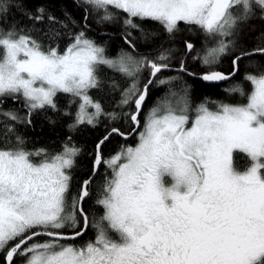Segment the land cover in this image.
Returning a JSON list of instances; mask_svg holds the SVG:
<instances>
[{"label":"snow or ice","instance_id":"6c2138e0","mask_svg":"<svg viewBox=\"0 0 264 264\" xmlns=\"http://www.w3.org/2000/svg\"><path fill=\"white\" fill-rule=\"evenodd\" d=\"M76 2L84 6L85 25L93 12H103L100 21L108 22L116 19L111 9L125 13L122 38L130 51L110 57L85 30L70 34L71 43L60 51L66 19L43 7L23 13L33 26L47 21L42 38L34 34V27H0V103L4 97L22 96L27 109L26 117L16 110L0 113L6 118L0 121V253L5 264H15L16 258L23 264H264V66H258L257 74L244 75L252 85L246 104L217 101L215 110L207 98L193 107L191 85L184 79L186 75L223 82L239 73L242 60L264 57V46L248 50L238 44L242 25L257 13L264 20V0ZM19 7L12 0H0V25ZM136 18L159 23L169 37L183 22L203 33V48L185 40L177 68L171 66L175 48L162 44L155 57L140 54L139 40L148 41L154 34L144 32ZM229 55L231 70H214ZM188 57L213 70L197 75L189 70ZM101 66L130 81L118 104L130 111L106 112L91 95L105 86ZM173 71L182 75L158 78ZM153 85L167 92L142 122ZM107 86L121 88L115 80ZM225 91L245 95L239 83ZM58 93L72 97L70 106L78 101L70 130L85 124L95 127L101 117H122L136 134L134 144L122 145L105 158L103 145L113 134L125 139L132 134L111 128L96 143L92 175L81 181L75 194L71 185L81 149L72 137L60 150L30 151L17 127L31 125L37 110H58ZM176 97L181 102L174 105L171 100ZM236 153H246L251 166L238 170ZM102 165L111 176H105L98 191L95 203L104 212L96 218L85 203ZM90 227L96 231L94 240L64 243L86 235ZM39 237L47 239L40 242Z\"/></svg>","mask_w":264,"mask_h":264},{"label":"trees","instance_id":"16d2710c","mask_svg":"<svg viewBox=\"0 0 264 264\" xmlns=\"http://www.w3.org/2000/svg\"><path fill=\"white\" fill-rule=\"evenodd\" d=\"M14 4L22 5L19 8L11 9L7 14V20L0 27L8 28L13 24H16L20 28L28 27L35 29L34 34L43 37L41 29L48 27L47 21L43 23L35 24L28 19L23 13L25 11L35 13L40 7L46 10V13L50 12L54 14L58 19L65 20L67 22V28L63 30L62 38L59 41L60 51L71 43L70 34L85 30L89 38L95 40L97 43L103 45L106 48V53L110 57H116L121 51H130L127 45L124 43L122 34L125 31L123 20L126 18V14L122 11L111 9L116 19L111 22L100 21V17L103 12H93L88 20L87 25L83 19L84 6L78 5L76 0H12ZM67 13V17L65 14ZM100 21V22H98ZM135 22L140 25V28L146 33L154 34L151 35L148 41L143 39L139 40L138 52L140 54L151 53L153 57L159 54L160 46L163 44L164 48H175L178 51L175 54V58L171 62L173 68L179 66V59L184 52V41L190 40L195 43L198 49L203 48V42L205 37L203 33L195 29L194 27L185 25L183 22L179 24V31L169 37L163 30V27L154 21L143 20L139 18L135 19ZM137 38L141 37L140 31H134L133 33ZM45 44L48 41L43 40ZM214 41H209V47L213 45ZM239 47L251 50L257 46H264V20L257 16L251 18L246 24L242 25V31L239 34ZM203 55V52L201 53ZM2 55V50H0ZM195 55V52L192 53ZM231 55L225 56L221 59L219 65L214 70L222 72H229L231 70ZM258 66H264V57L255 56L251 60L245 59L240 62L239 73L233 78L224 83L209 84L202 80L195 79L192 77L184 76L188 84L191 85L190 100L193 107L207 100L209 101L208 106L215 110V103L223 102L233 105L246 104L247 96L252 91V85L250 82L244 80L245 73L257 74L259 71ZM188 68L190 71H195L197 75L203 71H210L213 69H207L200 66L199 62H194L191 57H188ZM100 75L105 81V86L102 90H93L91 95L99 101L106 112H116L117 114L128 112L131 109L118 107L121 99V91L126 88L130 81L126 80L119 73L114 72L107 66H101ZM182 75L176 72H164L160 74V77ZM144 81L146 82L147 72L143 74ZM115 80L121 85L120 89H111L107 86L108 83ZM241 84L245 92L244 96H241L238 92L229 93L225 91L230 87ZM167 92L166 87L157 88L155 85L150 89V94L147 102L144 105L143 113L140 116V120L143 122L147 112L157 104L158 98L163 100ZM3 103H0V113L7 112L10 110H16L22 117L27 116V109L24 106V100L21 96L19 100L4 97ZM55 101L58 106V110H52L51 108H45L37 110L32 114L31 125L19 124L17 125L21 134L24 135L26 140V148L30 151H35L39 148H46L50 151L60 150L62 142L69 136L72 137L75 144L81 149V154L77 159V166L73 170V180L71 185V194H75L80 186L83 179L88 178L92 175V163L95 158L94 150L96 143L102 139L111 128H119L121 132H130L132 126L130 122L126 121L122 117L116 121H110L104 117H101L99 123L95 126H89L87 124L78 126L74 130H70L68 125L74 122L75 113L78 107V101L71 103L72 97L69 94L58 93ZM180 98L176 97L171 100L172 104H179ZM65 111L71 113L70 116L64 115ZM6 118L0 115V121ZM14 139V138H13ZM136 141V134L134 133L129 142L122 140L117 134H113L110 139L103 145V155L108 158L118 151L122 145L134 144ZM234 162L238 170H246L251 166V159L246 153H236ZM102 165L99 168L98 174L95 176L93 184L91 186L92 195L90 199L85 203V207L89 213L99 218L103 215V208L96 205V200L99 198L98 191L102 188L104 178L107 175L111 176V171L106 169ZM71 231V230H68ZM96 231L93 228H89L86 235L77 238L75 241L69 240L64 243L82 245L89 240H94ZM38 241L42 242L47 237H39ZM36 242V241H34ZM3 253H0V264H5ZM15 264H23L21 258H16Z\"/></svg>","mask_w":264,"mask_h":264},{"label":"water","instance_id":"95a60500","mask_svg":"<svg viewBox=\"0 0 264 264\" xmlns=\"http://www.w3.org/2000/svg\"><path fill=\"white\" fill-rule=\"evenodd\" d=\"M219 71V70H218ZM230 80V79H229ZM228 80H226V81H223V82H206V83H209V84H218V83H224V82H227ZM129 133H132V130L129 132ZM134 133H132L131 135H129L128 137H127V139L128 138H130L132 135H133ZM120 136V135H119ZM122 139H125L124 137H122V136H120Z\"/></svg>","mask_w":264,"mask_h":264},{"label":"bare ground","instance_id":"6f19581e","mask_svg":"<svg viewBox=\"0 0 264 264\" xmlns=\"http://www.w3.org/2000/svg\"><path fill=\"white\" fill-rule=\"evenodd\" d=\"M125 133V132H124ZM127 133H129V132H127ZM119 136V135H118ZM133 136V135H132ZM132 136L130 137V138H128V139H122L120 136V138L122 139V140H124V141H126V142H129L130 141V139L132 138Z\"/></svg>","mask_w":264,"mask_h":264},{"label":"flooded vegetation","instance_id":"af4514ba","mask_svg":"<svg viewBox=\"0 0 264 264\" xmlns=\"http://www.w3.org/2000/svg\"><path fill=\"white\" fill-rule=\"evenodd\" d=\"M104 169H105V171H107L105 167H104ZM112 235H113L114 238H116L115 233H112Z\"/></svg>","mask_w":264,"mask_h":264},{"label":"rangeland","instance_id":"374dc122","mask_svg":"<svg viewBox=\"0 0 264 264\" xmlns=\"http://www.w3.org/2000/svg\"><path fill=\"white\" fill-rule=\"evenodd\" d=\"M148 113V112H147ZM147 115V114H146ZM145 119V118H144ZM110 170V169H109ZM111 171V170H110Z\"/></svg>","mask_w":264,"mask_h":264}]
</instances>
